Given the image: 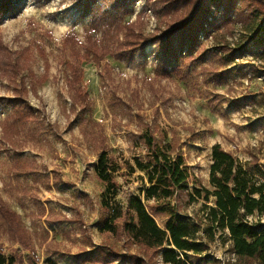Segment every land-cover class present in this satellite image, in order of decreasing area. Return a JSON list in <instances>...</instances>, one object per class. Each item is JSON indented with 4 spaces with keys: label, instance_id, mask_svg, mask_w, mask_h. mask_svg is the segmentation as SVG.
I'll list each match as a JSON object with an SVG mask.
<instances>
[{
    "label": "rangeland",
    "instance_id": "obj_1",
    "mask_svg": "<svg viewBox=\"0 0 264 264\" xmlns=\"http://www.w3.org/2000/svg\"><path fill=\"white\" fill-rule=\"evenodd\" d=\"M81 12L79 0H22L0 22V41L11 50L29 48L39 77L49 65L47 81L37 88L39 98L30 95L37 122L18 126L8 137L3 129L9 110L0 108V199L19 216L16 234L0 217V251L9 256L18 250L24 264L28 257L36 264H80L101 246L142 255L136 246L124 245L125 237L101 229L111 208L126 206L125 193L142 196L147 186L144 173L128 174L123 167L134 158L144 160L142 135L148 128L158 142L177 139V152L191 174L190 189L198 186L194 181L209 188L215 145L242 165L264 171V54L253 45L247 48L255 29L222 25L214 36L201 37L195 63H180L179 76L158 68L153 46L133 62L107 57L99 67L84 65L91 118L105 136L108 153L122 166L116 175L119 194L114 199L104 194L105 184L94 170L99 153L82 133L67 87L69 51L63 42L70 33L84 42L89 20ZM139 19L145 34L165 28V20L144 0L126 18ZM0 97H12L1 75ZM103 200H109V209ZM201 205L189 207L187 217H202ZM259 219L264 225V214ZM156 221L164 226V218ZM224 238L217 233L208 245L207 264L235 261ZM156 264L164 263L158 259Z\"/></svg>",
    "mask_w": 264,
    "mask_h": 264
},
{
    "label": "trees",
    "instance_id": "obj_2",
    "mask_svg": "<svg viewBox=\"0 0 264 264\" xmlns=\"http://www.w3.org/2000/svg\"><path fill=\"white\" fill-rule=\"evenodd\" d=\"M21 1L0 0V22ZM138 1L79 0L81 15L89 20L84 42L74 33L66 35L63 42L69 51L65 67L72 110L77 113L83 135L99 153L94 170L105 184L104 194L111 199L120 192L116 175L122 166L108 153L105 136L91 118V100L83 87L84 65L99 67L107 57L117 62H133L153 46L158 68L166 67L179 76L180 63H195L201 37L213 34L222 25H237L242 31L255 29L247 48L250 50L253 45L264 54V0H144L146 6L165 20V28L151 34L141 30L142 19L138 23L126 20ZM48 70L46 64L44 74L39 77L32 67L29 48L11 50L0 41V75L12 93V97H0V108L9 110L3 129L8 137L14 135L18 126L38 121L30 95L39 98L37 88L47 81ZM142 139L144 160L134 158L133 164L127 162L123 168L128 174L144 173L147 186L142 190L143 199L141 195L125 193L126 206L111 208L112 214L101 229L125 237L124 245L136 246L142 255L101 246L90 251L80 264H156L158 259L164 264H194L189 261L190 254L200 264H207L209 257L204 254L220 232L230 242L235 257L234 262L223 264H264V225L259 219L264 214V171L242 165L231 152L215 145L209 188L194 181L198 186L190 189L191 174L185 157L177 152V139L158 142L150 128ZM54 179L56 183L62 182L58 174ZM109 200H103L106 209ZM199 202L202 217H187L185 211ZM0 217L16 234L19 216L2 199ZM156 217L165 219L163 227ZM26 263L36 264L29 257ZM47 263L56 264L51 260ZM0 264H24V260L18 250L9 256L0 251Z\"/></svg>",
    "mask_w": 264,
    "mask_h": 264
}]
</instances>
